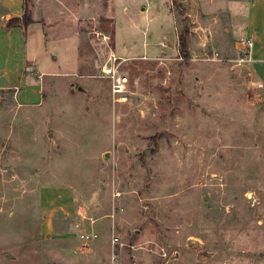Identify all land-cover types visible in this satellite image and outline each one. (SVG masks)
<instances>
[{"label":"rangeland","instance_id":"374dc122","mask_svg":"<svg viewBox=\"0 0 264 264\" xmlns=\"http://www.w3.org/2000/svg\"><path fill=\"white\" fill-rule=\"evenodd\" d=\"M136 1L26 0L30 64L48 73L41 105L11 90L0 103V264H264V83L239 43L250 0H165L155 36L144 15L127 25ZM113 10L118 53L156 55L123 64L122 104L99 76Z\"/></svg>","mask_w":264,"mask_h":264},{"label":"crops","instance_id":"0c3cea01","mask_svg":"<svg viewBox=\"0 0 264 264\" xmlns=\"http://www.w3.org/2000/svg\"><path fill=\"white\" fill-rule=\"evenodd\" d=\"M124 1L129 2L131 0ZM24 3L25 0H0V103L3 94L11 90L15 93L20 106H36L41 105L43 102V76L48 73V70L41 68L42 63L38 59H34L33 64L39 67V71L32 70L34 65L30 64L31 58L28 52L29 29L25 31L21 27L7 28V22L10 19L23 15ZM136 3V6L140 5V7L135 6L136 8L133 11L127 5L124 7L128 11L127 25L131 28H137L138 23L136 20L144 15L143 17L148 20V24L150 23L149 27H151L152 36H155L160 31L151 25L157 24V28H159L160 24L165 21V14L169 13L166 1L144 0L136 1ZM111 13L116 21L113 29V52L119 57L126 58L127 61L138 59V57L145 59L156 58V55H153L149 48L145 49L144 53L140 55H134V53L130 55L119 54L116 48L115 34L118 27L123 26L124 23L121 18L117 17V13L114 10ZM243 24L247 35L253 36L255 40L248 55L249 62L257 78L264 83V0H250L248 2V6L246 5L244 11ZM164 27H166L165 23L163 24ZM174 30L176 31V28ZM160 35H162L164 40L170 39L167 31L162 30ZM175 36L174 44L177 47V33ZM159 42L163 46L166 45L164 41ZM119 50L121 51V48Z\"/></svg>","mask_w":264,"mask_h":264},{"label":"built area","instance_id":"2783aa9c","mask_svg":"<svg viewBox=\"0 0 264 264\" xmlns=\"http://www.w3.org/2000/svg\"><path fill=\"white\" fill-rule=\"evenodd\" d=\"M110 36L103 35V40L108 41ZM239 43L242 45L243 49L247 54V60H249L248 55L254 44V40L250 37L241 38ZM127 62L126 58L117 56L113 50L108 55L107 59L101 67L100 77L108 78L111 81V100L114 104L126 103L129 99V81L130 78L125 71L123 64ZM98 235L96 232L92 231L84 235L85 238L94 239ZM118 238H113V243L116 244Z\"/></svg>","mask_w":264,"mask_h":264},{"label":"trees","instance_id":"16d2710c","mask_svg":"<svg viewBox=\"0 0 264 264\" xmlns=\"http://www.w3.org/2000/svg\"><path fill=\"white\" fill-rule=\"evenodd\" d=\"M29 25H30V17L28 15L26 0H25L23 16L10 19L7 22V28L21 27L26 31ZM188 36H189V29L187 27H185L181 32L178 33L179 53L182 57L190 56Z\"/></svg>","mask_w":264,"mask_h":264}]
</instances>
